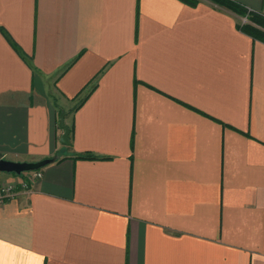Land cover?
I'll use <instances>...</instances> for the list:
<instances>
[{
    "label": "crops",
    "instance_id": "0c3cea01",
    "mask_svg": "<svg viewBox=\"0 0 264 264\" xmlns=\"http://www.w3.org/2000/svg\"><path fill=\"white\" fill-rule=\"evenodd\" d=\"M241 20L0 0V159H52L0 203V264H264V41Z\"/></svg>",
    "mask_w": 264,
    "mask_h": 264
},
{
    "label": "trees",
    "instance_id": "16d2710c",
    "mask_svg": "<svg viewBox=\"0 0 264 264\" xmlns=\"http://www.w3.org/2000/svg\"><path fill=\"white\" fill-rule=\"evenodd\" d=\"M189 4H194L197 0H182ZM213 2L233 10L236 13L248 15L249 20L240 25V29L254 39L264 41V14L248 11L243 6L231 0H212Z\"/></svg>",
    "mask_w": 264,
    "mask_h": 264
},
{
    "label": "water",
    "instance_id": "95a60500",
    "mask_svg": "<svg viewBox=\"0 0 264 264\" xmlns=\"http://www.w3.org/2000/svg\"><path fill=\"white\" fill-rule=\"evenodd\" d=\"M64 112H61L59 115L58 125L62 128L63 132L60 136V142L62 144L69 143V127L64 123ZM51 158H44L35 162H27V161H12L8 159H0V171L20 174L24 171L37 170L41 167L45 166L49 162H51Z\"/></svg>",
    "mask_w": 264,
    "mask_h": 264
},
{
    "label": "built area",
    "instance_id": "2783aa9c",
    "mask_svg": "<svg viewBox=\"0 0 264 264\" xmlns=\"http://www.w3.org/2000/svg\"><path fill=\"white\" fill-rule=\"evenodd\" d=\"M19 182H6L0 184V203L12 198L16 192L17 186L22 189H28L32 183L41 178L42 171L40 169L24 171L20 173Z\"/></svg>",
    "mask_w": 264,
    "mask_h": 264
},
{
    "label": "rangeland",
    "instance_id": "374dc122",
    "mask_svg": "<svg viewBox=\"0 0 264 264\" xmlns=\"http://www.w3.org/2000/svg\"><path fill=\"white\" fill-rule=\"evenodd\" d=\"M207 1H210V2H212V3L215 4V5H218V6L224 7V6H222V5H219V4L215 3V2H213L212 0H207ZM225 8H227V7H225ZM227 9L230 10L229 8H227ZM230 11H232L233 13H235V14H236L238 17H240L241 19L243 18V20H241L240 25H243L244 23H246V22L249 20L248 15H245V13H243V14H239V13L234 12L233 10H230ZM9 182H11V181H9Z\"/></svg>",
    "mask_w": 264,
    "mask_h": 264
}]
</instances>
